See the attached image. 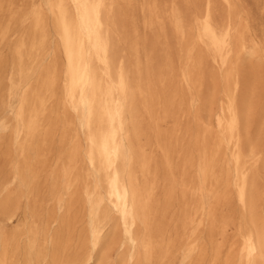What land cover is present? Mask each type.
<instances>
[{
  "label": "bare ground",
  "instance_id": "bare-ground-1",
  "mask_svg": "<svg viewBox=\"0 0 264 264\" xmlns=\"http://www.w3.org/2000/svg\"><path fill=\"white\" fill-rule=\"evenodd\" d=\"M17 1L0 0V41L16 21L26 22L12 48L11 69L16 78L12 72L7 84L2 81L5 62L0 56V91L5 88L15 101L10 108L14 124L0 117V141L7 132L21 156L5 174V165L12 158L9 142L0 154V190L6 189L0 196V264H66L81 258L88 242L91 249L86 259L107 264L116 224L103 210L104 199L121 225L123 240L119 245L127 244L129 249L116 264H166L175 243L172 238L158 237L162 228L153 209L158 160L150 146L154 142L160 148L161 164L168 171L170 184L164 194L168 201L175 184L171 163L176 144L172 136L179 127L175 118L179 112L188 115L183 109L185 93L175 77L187 89L190 103L205 96L207 108L215 89L209 65L220 71L223 87L213 122L193 116L201 126L195 140L196 159L178 151L183 166L180 196L191 204V216L183 215L182 223L192 225V232L202 225L206 182L217 179L222 145H230L233 185L246 220L243 228L238 227L234 264H264V213L258 212L257 205L259 182L247 165L258 157L259 132H249L251 117L264 118V105L259 112L254 107L261 79L254 66L249 67L250 59L257 57L258 42L247 35L248 25L237 0H25L28 9ZM192 8L197 12L191 14ZM49 16L56 35L54 44L49 41ZM139 25L151 34L140 35ZM124 48L131 63L121 53ZM44 56L48 59L42 62ZM241 88L245 92L240 97ZM56 100L75 113L84 132L83 158L90 168V181L82 189L87 202V231L74 234L80 215L71 208L80 182L76 169L81 150L74 133L65 152L67 164L61 168V183L70 199L64 212L52 219L59 230L42 228L41 234L48 235L50 244V250L43 252L35 234L25 243L22 234L30 231H10L7 224L16 217L22 193L38 192L39 172L45 166L42 149L50 147L59 127L61 140L68 139L67 127L74 121L53 110ZM168 119L173 121L172 129H161V123ZM29 151H34V163L28 160ZM193 164L197 177L188 179L185 170ZM53 173L58 176V170ZM8 175L12 188L6 187ZM100 182L104 183V194ZM222 191L212 196L225 202L226 184ZM56 200L61 202L59 196ZM223 225L217 234H223ZM221 248L220 242L214 244V259ZM182 249L180 264L194 252L202 256L193 240ZM233 256L226 255L223 264H230Z\"/></svg>",
  "mask_w": 264,
  "mask_h": 264
},
{
  "label": "rangeland",
  "instance_id": "rangeland-1",
  "mask_svg": "<svg viewBox=\"0 0 264 264\" xmlns=\"http://www.w3.org/2000/svg\"><path fill=\"white\" fill-rule=\"evenodd\" d=\"M41 0H33L34 3H38ZM18 5H23L28 9L29 3L25 0H18ZM237 4L239 6V11L241 16L246 20L248 25V34L250 37H253L258 42V54L257 57H253L250 59L249 67L252 65L253 68L258 72V76L261 79V82L256 90L257 95L254 100L255 110H260L264 105V0H237ZM30 7V6H29ZM197 10L192 8L190 13H196ZM49 29H50V37L49 41L51 44L56 42V35L53 34L52 21L48 19ZM26 22L16 21L11 25V32L6 36L3 41H0V56L4 59V65L2 68V78L3 82L7 84L8 76L13 72L11 60L13 57L12 48L14 47L15 41L17 39V35L19 30L22 27H25ZM138 32L140 35L147 34L150 35L151 32L147 28H143L141 25L138 26ZM194 30H191V35H193ZM174 39V38H172ZM124 46V45H123ZM159 48L156 47V50ZM125 58L128 59V63H131V57L128 52L124 48L122 52ZM48 56H44L42 62L47 61ZM209 71L214 75V97L207 108L206 97L204 96L202 99L198 100L194 98L191 103L189 102V95L187 89L181 85L180 81H178V76L175 77L176 84L182 89L185 93V103L183 105V109L188 112V115H185L182 112L177 113L175 118V125L179 126L178 129L174 132L172 139H176V144L174 145V152L171 156L172 163V177L175 179L174 184V192L171 198L167 201L165 200L164 194L165 189L168 188L170 184V179H168V171L161 164V151L155 143L153 142L150 146V150L152 154L157 158L158 167L156 170V187L154 189V197L156 198V202L154 203V214L158 219V224L162 228V234L158 236L163 240L167 238H172L175 246L173 250L168 255L166 260V264H180V257L182 255L183 249L182 247L187 246L188 243L193 242L198 245V248L201 249L202 256L197 257L195 252L192 253L191 257L185 260L182 264H223L226 255L230 253H234L233 259L230 264H234L237 261V250L234 246H236L239 242V229L243 228L246 225V220L244 218L245 212L244 208L238 202L235 194V188L233 185L234 174L232 171V159H231V146L223 144L222 151L220 153L219 159L220 163L216 168V177L215 180H208L205 185L206 195L204 196V214L202 215V225L197 227L195 232H192V225H184L182 223L183 215L191 216L190 207L191 204L189 199H182L180 196V190L182 186L179 184L180 177H182V165H181V155L178 151L184 150V152H188L192 159H196L197 151H196V134L201 133L200 122L197 120L194 115H200L202 119L210 122H213V113L218 108L219 99L221 97V89L223 87V81L221 79L220 71L213 65H209ZM13 77L16 78L15 71L13 72ZM210 81L205 89V94L208 92ZM244 88L240 90V97L242 92L244 93ZM58 97H60V87L56 90ZM15 105V101L13 98H10L6 92V89H2L0 91V117L5 116L10 124H14V119L10 112V108ZM53 110L58 113V115L63 116L66 114L68 117H71L74 121L72 125L67 127L69 136L67 140H61L60 138V127L56 130L53 141L50 147H44L42 149V157L41 159L45 160V166L39 172L40 181H39V189L36 195L22 193L19 202L16 217L12 219L7 224L8 230H21V231H30L25 235L22 234V238L24 242H27V238L29 236H33L34 234L38 238L41 243V249L43 252H47L50 250L49 238L48 235H42V228H46L49 232H56L59 230V225L56 221H52L55 216H59L64 212L65 204L70 199L69 191L64 188V184L61 183V168L66 166L67 160L65 157V152L69 146V137L76 133L79 137L81 150L79 155V160L77 162L76 171L79 174L80 182L77 187V198L73 202L72 211H77L80 215L79 220L75 223L74 234L77 233L78 230L82 233L87 231V202L85 199V195L82 191L83 186L88 184L90 181V177L88 178V172L90 168L86 164L83 154L86 147V143L84 140L83 131L77 125L75 120V113L66 108L61 100H56L52 103ZM259 112V111H258ZM171 120H166L161 123L160 128L164 130L172 129ZM43 127V125L41 126ZM259 132V141L256 145L258 151L257 161L255 163L248 164V168L250 174H253L255 178H257L259 182L260 188V197L258 199V212L264 213V118L258 119L257 116L251 117V122L249 125V132L251 134H255V131ZM214 134V133H213ZM215 135V134H214ZM152 140L154 138L152 137ZM9 142L12 150V158L10 163H7L4 168V173L9 174L10 168L14 164L16 160H20L21 156L19 154V149L17 145L13 144L11 141V136L4 132L1 135L0 141V154L4 149L5 143ZM242 143L244 148L247 147V142L245 138L244 131H242ZM247 150V149H246ZM29 161L34 163L36 161V157L34 155V151H29L28 154ZM58 170V176H54V171ZM229 172L227 176H225V172ZM185 177L188 179H195L197 177L195 164L188 166L185 170ZM8 179L6 182L7 188H12L13 183L10 182V175H8ZM227 178V180H226ZM54 184V185H53ZM102 189L101 193L104 194V183L100 182ZM227 185V200L217 201L212 194H220L223 191V188ZM6 192V189L3 188L0 190V196ZM59 196L61 198V202L59 203L56 200V197ZM62 204V205H61ZM209 207L212 208L209 210ZM103 210L108 214V216L112 217L114 223L116 224L114 237L110 245V249L107 253V264H116L118 258L122 256H126L129 249H127V244L121 247L120 241L123 240V236L121 234V225L120 222L115 218L116 215L111 209L110 205L107 203L106 199L103 201ZM186 213V214H184ZM194 214V213H193ZM195 218L198 217V214L195 213ZM214 222V224H213ZM221 224L223 225V234H217L218 228ZM214 225L213 233L211 227ZM240 225V226H239ZM220 242L222 244V248L219 250V253L214 259V250L213 246L215 243ZM233 243V246L229 245ZM90 243H86L81 258L78 260H72L66 264H93L91 259H86V255L90 252ZM71 249L68 250L70 253ZM201 258V259H200ZM200 259V260H198ZM45 261L40 262L39 264H45ZM165 264V263H163Z\"/></svg>",
  "mask_w": 264,
  "mask_h": 264
}]
</instances>
